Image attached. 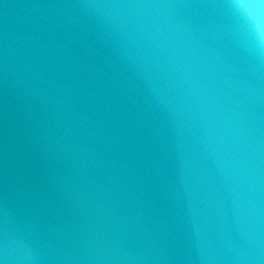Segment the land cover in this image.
<instances>
[{"label":"clouds","instance_id":"obj_1","mask_svg":"<svg viewBox=\"0 0 264 264\" xmlns=\"http://www.w3.org/2000/svg\"><path fill=\"white\" fill-rule=\"evenodd\" d=\"M236 3H237V0H233L232 7L235 10H236V8H235ZM252 3L255 4L257 6V8L259 7L258 4L254 3V2H252ZM254 33H255L257 43L261 46H264V30L254 31Z\"/></svg>","mask_w":264,"mask_h":264}]
</instances>
